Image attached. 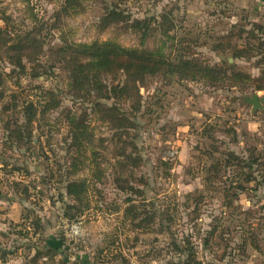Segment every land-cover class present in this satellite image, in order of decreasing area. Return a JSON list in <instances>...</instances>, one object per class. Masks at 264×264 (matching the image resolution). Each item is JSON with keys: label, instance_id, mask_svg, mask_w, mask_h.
<instances>
[{"label": "rangeland", "instance_id": "374dc122", "mask_svg": "<svg viewBox=\"0 0 264 264\" xmlns=\"http://www.w3.org/2000/svg\"><path fill=\"white\" fill-rule=\"evenodd\" d=\"M65 7L0 0L10 18L0 28L32 32L43 46L36 61H23L26 71L0 54V264H264V111L245 102L264 85V0ZM108 41L224 65L243 73L241 87L217 74L211 82L161 73L139 94L131 87L130 97L113 98L128 118L119 124L100 98L125 76L90 74L77 86L61 60L77 45ZM237 50L244 52L235 58ZM48 92L59 105L43 116ZM31 102L35 122L26 112ZM69 113L94 134L96 160L78 171L68 156ZM228 151H256V183L237 167L213 173V158ZM70 181L85 182L86 192L69 196Z\"/></svg>", "mask_w": 264, "mask_h": 264}, {"label": "trees", "instance_id": "16d2710c", "mask_svg": "<svg viewBox=\"0 0 264 264\" xmlns=\"http://www.w3.org/2000/svg\"><path fill=\"white\" fill-rule=\"evenodd\" d=\"M23 1L27 3L29 2V0ZM63 1L66 6L64 11H66L68 8H78L81 2L88 0ZM0 14L2 16L0 18L1 20L10 21V18L6 17L4 13L0 12ZM135 24L136 27L139 28L143 23L136 21ZM8 28V25L4 29L0 28V54L3 53L2 55H6V57L10 58L15 65L21 66L22 69L26 71V64H23V61L25 59L27 61H29V59L36 61L38 53H41L43 50V46L38 42L39 39L33 36L32 32H27L23 36L15 35ZM259 30L262 34L263 29ZM72 50H75V53L71 57L68 55L67 60L62 58L61 60L63 64L66 62L68 63H66L67 65L71 64L70 74L72 75L73 82H76L77 86L84 84L85 82L83 80L90 74L100 75L104 73L118 75L119 73H122L125 76V82L109 87V89L106 88L105 95L100 98V100H109V107L111 108L109 109V114H112L119 124H125L128 121V118L124 114L119 115L118 107L110 104L113 98L116 99L118 95L121 97H130L131 87L136 89V93L139 94L140 84L144 83L147 78L157 76L161 73L165 74L167 77H178L180 80L195 81L197 79H205L211 82L215 81L214 75L217 74V76L224 77V81L228 80L231 84H234L232 85L233 87H241L236 84L237 82L239 83L240 76H242L243 73L237 72L234 69L225 68L224 65L213 68L205 66L199 63L196 59L181 55L175 59L169 58V60L160 51L125 48L114 41L93 43L91 45L80 44ZM243 52L244 51L237 50L236 53L238 55L235 54V58H238ZM33 56L35 57L32 59L31 57ZM245 76L246 79L242 80L241 78L242 81L251 78L250 76ZM256 89L257 91L264 92V85L257 87ZM108 90L109 92H107ZM47 94H50L52 99H46L47 102L43 107L45 111L42 112L43 116L55 111L59 105V101L53 98L55 97L53 92H48ZM34 106L35 104L33 102L29 103L27 106L28 110L26 112L30 115L29 122H35L37 120V109ZM66 127L68 130V136L73 144L72 149L74 150V152H68V156L72 161L70 168L74 171H78L81 162H88L90 160H94L93 162H95L96 160L93 146L94 134L89 125H87V123L83 119H80L76 114H67ZM250 155V157H244L242 154L240 155L234 151L222 153V157L213 158V161L215 162L214 165L211 166V168H214L213 173L218 169H223L224 173L228 174L229 169L237 167L243 170L242 176L246 183H256L259 179L258 177H254L253 170L256 165L258 166L259 160L256 157V151L251 152ZM211 168L205 169V171H211ZM219 171L221 170H218V173ZM255 172L259 173L258 169ZM263 181L256 184V186H261ZM243 188L244 186L242 184L238 186L239 190H242ZM66 190L69 196H80L86 192V184L85 182L82 183V181H70ZM191 263L201 264L197 261H192Z\"/></svg>", "mask_w": 264, "mask_h": 264}, {"label": "water", "instance_id": "95a60500", "mask_svg": "<svg viewBox=\"0 0 264 264\" xmlns=\"http://www.w3.org/2000/svg\"><path fill=\"white\" fill-rule=\"evenodd\" d=\"M245 102L247 104L251 105L255 112H257L259 110H261V111L263 110L262 101L260 100V97L257 93L253 94L251 97H246Z\"/></svg>", "mask_w": 264, "mask_h": 264}, {"label": "crops", "instance_id": "0c3cea01", "mask_svg": "<svg viewBox=\"0 0 264 264\" xmlns=\"http://www.w3.org/2000/svg\"><path fill=\"white\" fill-rule=\"evenodd\" d=\"M262 92H258V95L260 97V100L262 101V104H263V110L264 111V97L261 95ZM259 112V111H258ZM255 123H259V122H255Z\"/></svg>", "mask_w": 264, "mask_h": 264}]
</instances>
